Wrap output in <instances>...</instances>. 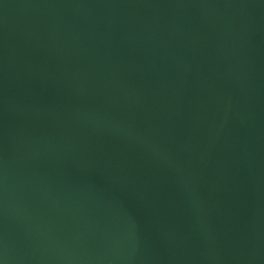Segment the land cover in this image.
<instances>
[{
  "label": "water",
  "instance_id": "95a60500",
  "mask_svg": "<svg viewBox=\"0 0 264 264\" xmlns=\"http://www.w3.org/2000/svg\"><path fill=\"white\" fill-rule=\"evenodd\" d=\"M0 264H264V0H0Z\"/></svg>",
  "mask_w": 264,
  "mask_h": 264
}]
</instances>
